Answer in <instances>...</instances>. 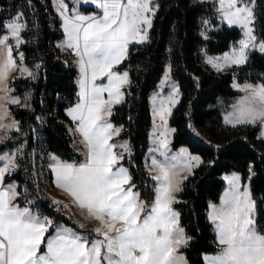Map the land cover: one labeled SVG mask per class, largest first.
<instances>
[{
    "label": "snow or ice",
    "instance_id": "snow-or-ice-1",
    "mask_svg": "<svg viewBox=\"0 0 264 264\" xmlns=\"http://www.w3.org/2000/svg\"><path fill=\"white\" fill-rule=\"evenodd\" d=\"M56 2L66 33L61 46L66 45L75 53L80 73L78 102L65 111L76 122L75 131L87 152L80 163L61 161L53 155L55 163L51 167L56 186L70 194L83 210L85 219L98 221L93 231L102 238L90 240L86 234L54 224L51 217L16 202L20 193L15 183L5 185L4 178L18 166L16 156L23 154L20 149L24 146L20 144L10 153L0 154V160L4 161L0 167V264H187L185 254L179 249L193 238L181 226L180 214L172 205L178 199L174 193L187 179L180 173L191 174L202 159L184 147L170 154L168 133L174 129L167 126V119L181 96L175 81L171 82L167 95L161 94L170 79L171 67L160 82V91L151 98L154 123L158 117L162 128L154 151L163 157L162 160L155 155L151 157L152 167L148 171L156 173L152 177L155 186L151 202L141 199L140 192L133 190L136 186L130 183V172L118 163L123 156L114 150L117 143L112 142V137L120 133L123 125L116 126L105 119L112 115V106L123 99V86L130 83L129 73L114 70V65L127 55L131 41L148 39L147 30L159 4L153 0H92L102 10L101 14H82L74 4V14L69 15L64 0ZM254 5L255 0H215L213 6L220 20L229 26L238 25L243 32L238 46L233 45L221 57L205 53L208 63L217 70L246 63L250 48L258 47L264 52V40L256 42ZM23 16L22 12H16L3 21L5 31L0 35V47L4 50L0 59V130H4V136H0V140L7 136V130L20 131L19 121L13 119L5 123L10 109L4 102L19 103L21 99L10 95L9 73L19 68L21 75L35 79L34 69L17 64L10 42L11 38L17 47L23 42L22 32L28 27ZM203 24L206 28L216 27L207 19ZM202 35L207 37V32ZM19 58L23 60L22 52ZM98 77H105L106 83H97ZM235 86L245 89L247 94L225 115V122L232 125L259 123L264 128V83ZM249 89L251 91H247ZM23 98V107L30 108L27 103L30 92H25ZM153 131L157 129L154 127ZM120 147L130 151L126 141ZM224 179L228 186L220 203L210 202L206 213L214 226L218 250L204 254V260L206 264H264V230L257 227L256 201L251 190L248 186L242 188L239 173L233 172ZM53 203L58 209L62 204L58 199H53ZM50 227L54 231L48 234Z\"/></svg>",
    "mask_w": 264,
    "mask_h": 264
},
{
    "label": "trees",
    "instance_id": "trees-1",
    "mask_svg": "<svg viewBox=\"0 0 264 264\" xmlns=\"http://www.w3.org/2000/svg\"><path fill=\"white\" fill-rule=\"evenodd\" d=\"M157 4L148 42L132 44L120 67L129 73L130 83L123 102L113 107L110 120L116 126L123 125L120 138L131 145L132 183L142 199L151 202L155 182L144 168L151 128L149 96L170 63L172 77L181 92L171 119L175 129L173 147L185 146L203 160L183 184L174 208L180 214L181 226L193 238L183 250L187 264H206L204 254L218 250L215 231L206 213L209 203H217L225 188L224 173L237 171L245 181L249 178V166L253 167L250 186L257 202L256 223L264 230V141L258 139L257 127H227L222 117L238 96L232 89L235 78L240 83H264V56L252 55L239 72L212 71L203 64L202 49L206 48L211 55L224 53L239 41L240 31L220 22L211 1L157 0ZM16 12L24 14L28 25L19 46L24 64L32 69L36 64L40 66L35 79L21 78L11 84L16 96L22 98L25 92L31 93V107H10L20 131L11 132L9 139L0 145V152L14 150L19 141L26 142V150L16 158L18 166L7 180L18 183L20 195L16 201L20 206L38 210L41 215L51 217L54 224L69 225L83 233L48 197H38V190L52 184L47 168L50 154L67 162L83 161L76 151V134L65 111L78 101V73L67 52L57 46L63 33L52 0H0V35L5 31L3 21ZM254 12L256 34L264 40V0H255ZM204 19L216 27L206 28ZM202 32H207V37ZM35 165L40 166L39 179Z\"/></svg>",
    "mask_w": 264,
    "mask_h": 264
},
{
    "label": "rangeland",
    "instance_id": "rangeland-1",
    "mask_svg": "<svg viewBox=\"0 0 264 264\" xmlns=\"http://www.w3.org/2000/svg\"><path fill=\"white\" fill-rule=\"evenodd\" d=\"M204 1L215 2V0H204ZM52 3H53V7H54V9H55V13H56V15H57V17H58V19H59V21H60V27H61V31H62V33H63V38H62V40L57 44V46H58V48H60L63 52H67V57L70 58L73 67L77 70L78 75H77V79H76V84H77V87H78V93H79V90H80V89H79L78 79H79V75H80V73H79L78 65H77V63H76V59H77V58H76L75 53L72 52L70 49H68V48L66 47V45L63 46V47L61 46V45L63 44V42L65 41V39H66V33H64V31H63V27H62V17L60 16V14H59V13L57 12V10H56V8L58 7V3L56 2V0H52ZM64 3H66V4L68 5V14H69V15H73V14H74V13L72 12V8H73L74 4H75L76 9H77L80 13H82V14H90V13H93V12H96L97 14H101V13H102V10H100L96 4L92 3V0H79V3H75V0H64ZM153 3H157V0H153ZM157 10H158V9H157ZM157 10H156V13H157ZM156 13H155V15L153 16L152 24H153L154 18H155V16H156ZM217 14H218V17H219V13H218V12H217ZM219 20H220V18H219ZM220 22H222L223 24H225V25H226L227 27H229V28L239 30L240 33H241V38H242V36H243V32H242V29H241L238 25H232V26H229V25L227 24L226 21H221V20H220ZM254 23H255V22H254ZM151 28H152V25H151V27L148 28V30H147L148 39H149V33H150ZM254 31H255V29H254ZM255 35H256V37H257V41H256V42L258 43V42L260 41V39L258 38V36H257V34H256V31H255ZM241 38H240V39H241ZM148 39L145 40V41H131V42L129 43V46H128L127 55H128V52H129V48H130V46H131L132 44H143V43L148 42ZM240 39H239V40H240ZM10 42L13 44V56L17 59V64H18V65H19V64H24V58H23V60H20V58H19V53H21V52L19 51V46H20V45L17 47V46L15 45L14 40H12L11 38H10ZM233 45L238 46V41H237L236 43H233V44L231 45V47H232ZM231 47H230V49H231ZM230 49L227 50L226 52L230 51ZM14 51H16L15 54H14ZM205 53H207L208 56H212V57H221L223 53H221V54H217V55H211V54L208 53V51H207L206 48H203L202 51H201V55H202V58H203V64H204L205 66H207L210 70L215 71V72H217V73H224V72H229V71H232V72H239V70H240L241 68L245 67V66L248 64V62H249V60H250V58H251L252 55H254V54H260V55H263V56H264V52H261L260 49H259L258 47H257V48H250V49L248 50V56H247L246 63L241 64V65H228V66H226L225 68H223V69H221V70H217V68L213 67L211 64L208 63L207 59L205 58ZM3 55H4V50H3L2 47H0V59L3 58ZM127 55L124 57V59H123L118 65H114V70H117V71H120V72H124V71H126V70L121 69L120 67H121V65L123 64V62L125 61V59L127 58ZM24 65H25V64H24ZM169 66L171 67L170 63H167L166 66H165V71H164V73H163V76L161 77V80L163 79L165 73L168 72ZM29 68H30V67H29ZM36 70H37V69H34V72H35V78H36V74H37V71H36ZM27 76H28V75H21V74H20V71H19V68H16V69L12 70V71L9 73V76H8V78H7V83H8L9 86L11 87V84H12L14 81H16V80H18V79H21V78H24V77H27ZM169 76H170V79H169L167 82H165V84H164V90H163V92L161 93L162 95H167V93L171 91V87H170L171 82H172V81H175V80L173 79V77H172V69H171V71H170V73H169ZM30 78H32V77L30 76ZM161 80L159 81V83H158L156 89L153 90V91L150 93V96H149V105H150V110H151V128H150V131H149V137H148V148H147V151H146V154H145V158H144V168H145V171L148 173V175L150 176L151 179H153L152 177L156 174L155 172H151V173H150V172L148 171V169L152 167V165H151V157H152L153 155H155L157 159H159V160H162V159H163L162 155H161L159 152L154 151V149L157 147V143L155 142V141H156V138L159 136V131H161L162 128H161V122L159 121V118H158V117L155 118L156 122L154 123V118H153V104H152V99H151L152 96H153L156 92L160 91V87H159V86H160V82H161ZM101 82H105V83H106V78H105V77H98V78H97V83H101ZM175 82H176V81H175ZM176 83H177V82H176ZM245 83H251V82H245ZM245 83H240L236 78L233 80V82H232V89H233L236 93H238V96H237V97L235 98V100L229 105V107H228L225 111H223V113H222L223 124H224L225 126H227V127H232V128H234V127H252V128H256V127H257V128H258V135H257V137H258V139H261V140L264 141V135H261V133L264 132V128H262L261 125H260L259 123L255 124V125H253V124H244V123H242V124H237V125H232V124H227V123L225 122V115H226L227 113H229V112H232V111H233V105H236L237 102H238V100H239L241 97H243V96H245V95L247 94V92H246L245 89H243V88H237L235 85H236V84H241V85H243V84H245ZM177 84H178V83H177ZM251 84H260V82H258V83H251ZM127 87H128V84H126V85L123 86V91H124V97H123V99H122L120 102L115 103L112 107H114V106H116V105H119L121 102H123V100H124V98H125V91H126ZM179 88H180V87H179ZM11 89H12V91H11L10 95H14V93H13V88L11 87ZM247 91H251V90L249 89V90H247ZM78 93H77V99H78ZM180 93H181V92H180ZM105 95H107V94L105 93ZM30 96H31V93H30ZM23 97H24V96H23ZM23 97L20 99L19 103H11V102H7V101L4 102V103L7 104V107H8L9 109H10L11 106H13V107H17V108H20V109H28V108L23 107V105L25 104V100H24ZM180 100H181V96H180L179 101L173 106L172 111H171V114L168 116V119H167V126H168L169 128H171V129H174V127L171 125V119H172V116H173V112H174V110L176 109V107L178 106V104L180 103ZM77 102H78V101H77ZM27 103L30 104V99L27 101ZM66 115L68 116V118H69L70 121L72 122V127H71L72 132H73L74 134H76V146H77V149H78V150H76V151L79 152V153L83 156V161H84L85 158H86V152H87V149H86V147L84 146V144L82 143V140H81L80 135L78 134V132L75 131V123H76V122L72 120V118L67 114V112H66ZM13 119H14V117L12 116V114H11V110H10V114L5 118V123H8V122H10V121L13 120ZM105 119H109V120H110V119H111V116H110V117H105ZM154 127L157 129V131H153ZM13 130H15V129L7 130V136H6L4 139L0 140V145L3 144L4 142H6V141L9 139L10 134H11V132H12ZM174 135H175V129H174V131L168 133V137H169V140H168V147H169V150H170V154H171V153H176V152H178L179 149H180L181 147L187 148V147H185V146H181V147H178V148H174V147H173V139H174ZM0 136H4V130H0ZM125 141L127 142L128 147L130 148V151H125L123 148L120 147V145L123 144ZM112 142H116V143H117V148L114 149V150L117 151L119 154H121V155L123 156V159L120 160V161H118V163H119V164H123L124 167L127 168L128 171L130 172L131 156H132V151H131V145H130V142H129L128 140H126V139H122V138H120V133H119L117 136L112 137ZM20 144H23V145H24L23 148L20 149V152L24 153L25 150H26V142H24V141H21V142L19 141L18 144L16 145L15 149L18 148ZM150 149H152L153 151H150ZM187 149H188V148H187ZM5 152H6V151H5ZM7 152L10 153L11 151H7ZM0 154H2V153L0 152ZM22 155H23V154H22ZM22 155L18 153L17 156H16V158H17V157H21ZM53 155H54L55 157H59V156H57V155H55V154H50L49 157H48V166H47V168H48V170L50 171V173H51V175H52V184H51V185H50V184H46L47 186L43 187V189H41V190H38V191H39V195H38V197H42V196L44 197V196H46V197H48V198L52 201V203H53V199H58V200H60V201L62 202V204H61V206H59V209H60V211L62 212V214H63L64 216H66L67 218H69V219H70V220H71V221H72V222L78 227L79 230H82L83 233L86 234L90 240H91V239H94V238H102V237L100 236V234H97V233H95V232L93 231V229H94L96 226H98V221H95V220H92V219H85V217H84V215H83V210L80 209V208H79V207L73 202V198L70 196V194L67 193L65 190H63V189L59 188L58 186H56V184H55V182H54V181H55V173H54V171H53V169H52V167H51V165L55 163V160L53 159ZM194 155H196V154H194ZM198 156H199V155H198ZM59 159H60L61 161H63L60 157H59ZM201 159H202V158H201ZM83 161H81V162H83ZM3 163H4V161H3V160H0V167L3 166ZM73 163H77V162H73ZM78 163H80V162H78ZM202 164H203V160H202V163H200L198 166H195V167L193 168V172H192L191 174H189L188 172H182V173H180V175H182V176H186V177H187L186 180H188V179L193 175L194 171H195L200 165H202ZM34 169H35L36 179H39V176H40V172H39L40 166H39V165H35V168H34ZM13 172H14V170L12 169V170H10V172H8V173L5 174L4 184L7 185V184H9V183H15V185H16V191L18 192V183H17L16 181H14V180H12V181H11V180H9V181L7 180V178L11 177V175H12ZM233 172L239 173V172H237V171H231V172H228V173H224V174L222 175V181H223L224 184H225V188L228 186V181H226V180L224 179V177H225V176H228V175H231ZM239 174H240V179H241V185H242V188H243V186H248V187L250 188V190H251L250 182H251V179H252V177H253V174L251 175V177L249 176V178H248L247 180H245V181L243 180V177H242L241 173H239ZM186 180L182 181V184H181V188H180V190L177 191L176 193H174L177 197H178L179 193L181 192V190H182V188H183V184L185 183ZM130 183H132V180L130 181ZM225 188H224V189H225ZM133 190L136 191L135 188H134ZM223 191H224V190H223ZM251 193H252V191H251ZM222 194H223V192H222ZM222 194H221V195H222ZM220 197H221V196H220ZM252 197H253V195H252ZM17 198H18V197H17ZM17 198H16V200H17ZM140 198L142 199L141 195H140ZM253 199H254V198H253ZM143 200H144V199H143ZM177 200H178V199H177ZM177 200L173 202V205H172L173 207H174L175 203L177 202ZM254 200H255V199H254ZM255 201H256V200H255ZM16 202H17V201H16ZM17 203H18V202H17ZM53 204H54V203H53ZM63 205H69V206H68V207H64ZM21 207H23V206H21ZM57 207H58V206H57ZM256 211H257V202H256ZM142 215H143V214H142ZM255 218H256V214H255ZM211 223H212V222H211ZM81 224H83L84 226L81 227V226H80ZM61 225H65V224H61ZM212 225H213V224H212ZM65 226L72 228V227L69 226V225H65ZM89 227L91 228V231H87V230H90V229H88ZM51 228H52V227L49 228V232H50V229H51ZM72 229H74V228H72ZM75 230H76V229H75ZM53 231H54V230H53ZM76 231H77V232H80V231H78V230H76ZM81 233H82V232H81ZM46 235H47V234H46ZM186 247H187V246H182V247L179 249V251H181V252L184 253L183 250H184ZM184 254H185V253H184ZM185 257H186V256H185Z\"/></svg>",
    "mask_w": 264,
    "mask_h": 264
},
{
    "label": "crops",
    "instance_id": "crops-1",
    "mask_svg": "<svg viewBox=\"0 0 264 264\" xmlns=\"http://www.w3.org/2000/svg\"><path fill=\"white\" fill-rule=\"evenodd\" d=\"M16 53V51H14V54ZM24 78H30V76H27V77H24ZM13 131H15V130H13ZM12 131V132H13ZM77 150V149H76ZM13 170H15V168L13 169ZM220 203V199H219V201L216 203V204H219ZM211 222V221H210ZM213 228H214V226H213ZM88 229H90V230H87V231H91V228L89 227ZM205 261V260H204ZM205 263H206V261H205Z\"/></svg>",
    "mask_w": 264,
    "mask_h": 264
},
{
    "label": "built area",
    "instance_id": "built-area-1",
    "mask_svg": "<svg viewBox=\"0 0 264 264\" xmlns=\"http://www.w3.org/2000/svg\"><path fill=\"white\" fill-rule=\"evenodd\" d=\"M251 170H253V167H251Z\"/></svg>",
    "mask_w": 264,
    "mask_h": 264
}]
</instances>
